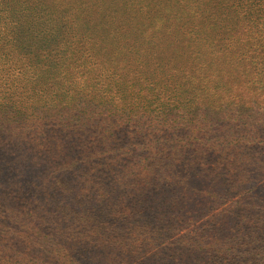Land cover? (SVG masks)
I'll use <instances>...</instances> for the list:
<instances>
[{"label": "trees", "instance_id": "trees-1", "mask_svg": "<svg viewBox=\"0 0 264 264\" xmlns=\"http://www.w3.org/2000/svg\"><path fill=\"white\" fill-rule=\"evenodd\" d=\"M76 7L0 0V170L31 207L11 226L32 222L14 241L31 264H104L114 247L55 225L42 205L58 179L73 201L124 188L120 202L139 192L157 214L193 208L189 192L217 200V181L239 186L264 168V0ZM183 239L179 250L206 251V237Z\"/></svg>", "mask_w": 264, "mask_h": 264}, {"label": "rangeland", "instance_id": "rangeland-1", "mask_svg": "<svg viewBox=\"0 0 264 264\" xmlns=\"http://www.w3.org/2000/svg\"><path fill=\"white\" fill-rule=\"evenodd\" d=\"M65 1L77 6V10L82 3V0ZM60 32L61 25L53 38ZM5 176L0 170V203L6 207L9 220L0 217V264H31V255L14 241L19 234L27 233L32 222L20 231L11 227L31 207L21 205L18 202L21 197H13ZM242 180L239 186H224L217 181L214 185L220 190L217 200L189 192L195 203L193 208L177 203L170 208L160 206L158 213L153 214L144 210L148 204L139 192L129 193L123 203L120 200L128 193L124 188L116 190L109 200H104L101 194L93 200L79 193L73 201L72 186L58 179L42 207L63 232L78 229L92 236L91 247L100 248L103 243L96 245L97 242L110 236L114 247L112 252L107 248L104 264H116V257L117 264H169L174 255L182 256L185 264H264V168L257 174L245 172ZM54 189L64 192V196L52 192ZM67 196L69 201H64ZM186 211L188 214L184 215ZM190 236L197 237L189 241ZM201 236L207 238L206 251L177 248L176 239L184 238L183 245L188 246V242L194 243Z\"/></svg>", "mask_w": 264, "mask_h": 264}]
</instances>
